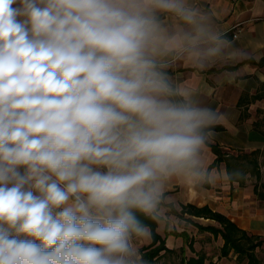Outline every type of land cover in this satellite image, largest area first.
I'll list each match as a JSON object with an SVG mask.
<instances>
[{
  "label": "clouds",
  "instance_id": "clouds-1",
  "mask_svg": "<svg viewBox=\"0 0 264 264\" xmlns=\"http://www.w3.org/2000/svg\"><path fill=\"white\" fill-rule=\"evenodd\" d=\"M218 39L187 0H0V264H143L217 119L164 69Z\"/></svg>",
  "mask_w": 264,
  "mask_h": 264
},
{
  "label": "crops",
  "instance_id": "crops-1",
  "mask_svg": "<svg viewBox=\"0 0 264 264\" xmlns=\"http://www.w3.org/2000/svg\"><path fill=\"white\" fill-rule=\"evenodd\" d=\"M187 2L208 33L219 37L211 43L217 52L206 58L202 66L186 56L170 57L164 70L174 86L187 89L194 101L217 115L210 126L221 127L222 131H210L206 135L201 169L204 176H174L165 181L156 232L168 249L184 244L178 234L191 236L192 232L185 228V222L170 214L167 205L177 211L181 205L207 206L225 215L241 230H247L244 217L248 211L241 210L247 203L246 182L244 186L230 183L222 163L208 173L209 186H204L207 169L216 159L208 144L218 145L229 155L260 150L264 146V0ZM161 22L170 30L180 23L168 15H162ZM242 97L247 104L240 108L238 103ZM254 97L259 98L254 100ZM242 114H245L243 120ZM189 219L197 224L216 225L210 220Z\"/></svg>",
  "mask_w": 264,
  "mask_h": 264
},
{
  "label": "trees",
  "instance_id": "trees-1",
  "mask_svg": "<svg viewBox=\"0 0 264 264\" xmlns=\"http://www.w3.org/2000/svg\"><path fill=\"white\" fill-rule=\"evenodd\" d=\"M257 98L259 97H254L252 99L255 100ZM246 104V98L242 97L238 103V107L241 108ZM244 117L245 114H242L241 119L243 120ZM210 131L219 132L222 131V128L216 126H209L206 129V135ZM208 146L210 147L212 153L216 156V159L207 169L204 186H209L207 180L208 173L212 169L219 167V165L222 163L225 165L229 182L237 183L239 186H244V174H239L238 170L240 168L239 161L241 157L238 155H229L228 153L224 152L218 145L208 144ZM261 154V151L255 150L249 155L245 156L246 158H248L249 156L256 157ZM250 163L252 165L253 175L258 179L259 167L257 164V159L253 158ZM253 193L256 196L257 200L264 202V193L258 192L256 185L254 186ZM167 207L169 208L170 214L176 216L179 220L185 222V224L193 226L198 231L211 233L215 238L219 236L223 242L220 248V257L227 258L230 251H233L238 258L245 259L246 264H260L256 256V249L260 248L262 244H264V242L261 241V238L259 236L252 235L238 228L236 224L229 220L225 215L219 212H214L210 210L207 206L196 207L188 204L181 205L178 211L172 205H167ZM186 216L189 218L210 220L214 222L218 226V228L202 227L193 222L191 219H187ZM142 219L146 224L150 226V243L139 249L140 257L143 261V264H155L162 257L165 256H178L174 249H168L165 246L164 239H162L157 234L156 220L153 221L148 217H142ZM177 236L182 238L184 241V244L178 249L180 255L179 264H205V256L201 255L199 252H196L194 250V242L188 237V235L186 233H180ZM185 246L192 254V256L185 257Z\"/></svg>",
  "mask_w": 264,
  "mask_h": 264
},
{
  "label": "rangeland",
  "instance_id": "rangeland-1",
  "mask_svg": "<svg viewBox=\"0 0 264 264\" xmlns=\"http://www.w3.org/2000/svg\"><path fill=\"white\" fill-rule=\"evenodd\" d=\"M259 151L262 152L261 155L256 157L249 156L246 158L245 155H249L251 152H243L239 154H233L234 156H240V168L239 174H244V179L246 182V191L248 192L247 203L243 204V209L248 211L246 232L259 236L261 241L264 242V202L257 200L256 196L253 193L254 186H257V190L260 193H264V146L260 147ZM253 152V151H252ZM253 158L257 159V164L259 167V176L258 179L253 175L252 165L250 163ZM197 224V223H196ZM202 227H214L218 228L217 225L206 224L201 222L198 224ZM206 225V226H204ZM187 230H190L192 233L189 238L194 242V250L199 252L201 255L205 256V264H246L245 259L238 258L233 251H230L227 258L220 257V248L222 246V240L218 236L215 238L211 233L198 231L196 228H190L189 225L184 224ZM150 243L149 234L134 240V248L139 251L143 246H146ZM170 247V246H169ZM172 247V248H171ZM171 249L176 251L178 256H165L162 257L155 264H179V246H171ZM185 257H190L192 254L189 252L185 246ZM256 256L260 264H264V244L258 249H256Z\"/></svg>",
  "mask_w": 264,
  "mask_h": 264
},
{
  "label": "built area",
  "instance_id": "built-area-1",
  "mask_svg": "<svg viewBox=\"0 0 264 264\" xmlns=\"http://www.w3.org/2000/svg\"><path fill=\"white\" fill-rule=\"evenodd\" d=\"M230 1H238V0H230Z\"/></svg>",
  "mask_w": 264,
  "mask_h": 264
}]
</instances>
